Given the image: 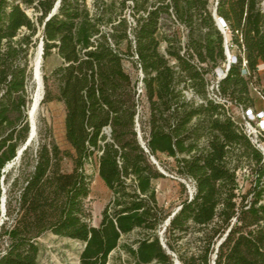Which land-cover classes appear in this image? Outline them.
<instances>
[{
    "label": "trees",
    "instance_id": "1",
    "mask_svg": "<svg viewBox=\"0 0 264 264\" xmlns=\"http://www.w3.org/2000/svg\"><path fill=\"white\" fill-rule=\"evenodd\" d=\"M56 1L0 0V264H38L36 239L45 232L82 242L79 264H116V250L122 264H264V155L230 109L254 108L252 89L264 99V0H60L46 19ZM214 7L235 51L226 71ZM38 42L43 59H62L51 76L69 148L41 140L21 155L32 168L11 177L4 167L29 133V56ZM124 55L142 74L144 120ZM51 99L47 89L42 102ZM158 154L193 184L167 225L173 212L153 185L164 177L152 160ZM92 161L111 192L97 226L85 207ZM242 167L254 177L246 191Z\"/></svg>",
    "mask_w": 264,
    "mask_h": 264
},
{
    "label": "rangeland",
    "instance_id": "2",
    "mask_svg": "<svg viewBox=\"0 0 264 264\" xmlns=\"http://www.w3.org/2000/svg\"><path fill=\"white\" fill-rule=\"evenodd\" d=\"M87 1L89 3L91 2V0ZM28 12H30V10H28ZM38 45L39 42L34 48H32L31 54L29 56L30 77L27 82V104L24 109L25 114H27V111L38 89H36L37 84L32 75V70L36 62V57L38 55L37 52L39 51ZM120 48L125 51L126 43H121ZM164 48L165 43L161 41L160 50L164 51ZM234 52L235 51L229 49V56H233ZM133 60L134 59H132V57L124 55L122 63L125 71L128 72L136 87L141 80L142 74ZM61 63L62 59L56 52H52L50 56H47L44 59L41 58L40 60L39 70L41 77V86L39 88L41 96L34 112L35 135L27 146L30 147V151L32 152V154L38 147V143L41 140L49 139L50 136L54 139V141L61 149L69 148V144L65 139V105L63 101L56 98L58 95V84L57 81L51 76V72H53L52 70L59 66ZM255 79L256 78L252 79V84H250L249 87H256L254 84L256 82ZM47 89L49 90L52 99L42 102L43 96ZM252 94L255 97L254 108L245 110L240 107L230 106V109L235 120H237L242 126H244L245 130L251 135V137L257 141L264 155V143L260 140V138L264 137V113H261L264 111V99L254 89H252ZM139 113L142 120H144L148 114V105L146 103L144 93L140 95ZM28 125L30 129L29 120ZM23 144L24 142L20 143L18 147H21ZM21 155L22 153L18 158H14L13 160L9 161L4 167L6 172L11 171V177H14L16 175V168H32L31 158L28 160V163H23ZM158 155L159 156H157V159L154 157L153 159L158 164L159 169L163 171L164 177L155 179L153 181V185L156 189V196L159 205L162 206L166 212L172 213L179 207L181 201L184 198L191 195L193 191V184L191 180L181 177L177 174V172H175L173 158L168 157L165 154ZM62 168H64V170H70L71 161L69 159H64L62 162ZM97 170L98 169L94 161L89 162L85 166V171L89 175L91 183L96 178V175H98ZM237 174L240 190L246 191V189L250 186L251 182L254 179L251 171L247 167H242L237 171ZM258 179L264 180V169L259 173ZM91 186L90 193L85 199V207L90 212V224L97 226L100 222L101 211L104 205L110 199L111 192L106 187L103 181L101 185L98 184V186H96V188L94 189ZM3 187L6 188V184L3 183ZM3 219L4 217L2 216V218H0V224L2 223ZM160 231L161 229L159 230V232ZM162 232L163 229L161 231V236L163 235ZM135 236H137L136 232H133L127 236H124L123 240H127L130 238L132 239ZM192 236L193 235L188 234L186 238H184V240L192 239ZM36 242L38 245V264H79V254L83 248L82 242L67 237H62L50 232L41 234L36 239ZM2 244L3 246L5 245L4 242ZM118 254L120 255L118 256ZM125 259L126 256L119 250H116L110 255L109 261L116 264H122Z\"/></svg>",
    "mask_w": 264,
    "mask_h": 264
},
{
    "label": "water",
    "instance_id": "3",
    "mask_svg": "<svg viewBox=\"0 0 264 264\" xmlns=\"http://www.w3.org/2000/svg\"><path fill=\"white\" fill-rule=\"evenodd\" d=\"M59 1L60 0H57L56 2H55V5H54V7H53V9L51 10V12L48 14V16H47V18L46 19H48L55 11H56V9L58 8V6H59ZM213 15L215 16V19H216V22L218 23V25L219 26H221V27H224L225 26V23L223 22V20L219 17V16H217L216 15V8L214 7V9H213ZM38 50H39V56H38V60H37V63L35 62V65H34V67H33V70H32V75H33V79L36 81V84H37V86H36V89L38 88V81H37V79L39 78V81H40V86H41V77H40V70H39V66H40V60H41V58H42V53H43V47H42V42H40L39 43V45H38ZM227 54H228V51H227ZM37 73V74H36ZM34 100V99H33ZM33 100H32V102H31V105H30V107H29V109H28V111H27V115H28V120H29V122H30V129H29V133H28V137H27V139L25 140V142H24V144L21 146V147H19L18 148V151L16 152V157L15 158H18L19 156H20V154L22 153V151L24 150V149H26L27 148V146L29 145V143H30V141L33 139V137H34V135H35V131L32 133L31 132V120H30V111L32 110V113H34L35 112V109H36V106L38 105V102H37V104L34 106V103H33ZM139 139H140V141H141V143L144 145V142L142 141V139H141V137H140V135H139ZM152 160H153V162H156L153 158H152ZM4 171V170H3ZM161 171V170H160ZM162 173H163V171H162ZM3 179V177L1 178V180ZM3 191H4V189H3ZM2 199H0V201H1V204H0V207H1V214L2 215H4V213H5V196H2L1 197ZM179 209V207L170 215V217L167 219V221H165V223H164V225H167L168 224V222L170 221L169 219L175 214V212L177 211ZM165 227V226H164ZM222 240V239H221ZM221 240L219 241V243L221 242ZM175 264H179V261L178 260H176L175 261Z\"/></svg>",
    "mask_w": 264,
    "mask_h": 264
},
{
    "label": "built area",
    "instance_id": "4",
    "mask_svg": "<svg viewBox=\"0 0 264 264\" xmlns=\"http://www.w3.org/2000/svg\"><path fill=\"white\" fill-rule=\"evenodd\" d=\"M222 19V18H221ZM223 20V19H222ZM224 22V21H223ZM225 23V22H224ZM217 25H218V23H217ZM218 28L223 32V34H224V42H225V47H226V55H227V59H226V61L227 62H225V64H224V66H225V71L229 68V66H230V64L231 63H233V62H235V59H236V57L233 55V56H229V37H228V32H227V25H226V23H225V26L224 27H221V26H219L218 25ZM227 51H228V54H227ZM218 72H217V74H218V77H222L223 75H224V72L222 71V69L221 68H218V70H217ZM144 92V90H143V84H142V81L140 80V82H139V84L136 86V94H137V97L138 96H140L142 93ZM249 110V109H248ZM262 114L264 113V111L263 112H261ZM258 114V113H257ZM249 134V133H248ZM253 141L255 142V143H257V141L256 140H254L253 139ZM257 145H258V143H257ZM259 146V145H258Z\"/></svg>",
    "mask_w": 264,
    "mask_h": 264
},
{
    "label": "bare ground",
    "instance_id": "5",
    "mask_svg": "<svg viewBox=\"0 0 264 264\" xmlns=\"http://www.w3.org/2000/svg\"><path fill=\"white\" fill-rule=\"evenodd\" d=\"M37 57H36V63H37V60H38V56L40 55L39 54V51L37 52ZM37 74V73H36ZM38 81V89L35 93V96H34V100H33V103H34V106L37 104V102H39V99H40V81H39V78L37 79ZM30 120H31V132L33 133L35 131V124H34V113H32V110L30 111ZM102 183V180L101 178L99 177V175H96V178L92 181L91 183V187L94 189L96 188V186H98V184L101 185Z\"/></svg>",
    "mask_w": 264,
    "mask_h": 264
}]
</instances>
